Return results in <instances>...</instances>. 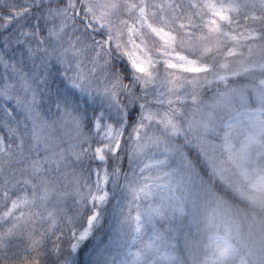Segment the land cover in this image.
<instances>
[{
  "label": "snow or ice",
  "instance_id": "1",
  "mask_svg": "<svg viewBox=\"0 0 264 264\" xmlns=\"http://www.w3.org/2000/svg\"><path fill=\"white\" fill-rule=\"evenodd\" d=\"M0 264H264V0H0Z\"/></svg>",
  "mask_w": 264,
  "mask_h": 264
}]
</instances>
